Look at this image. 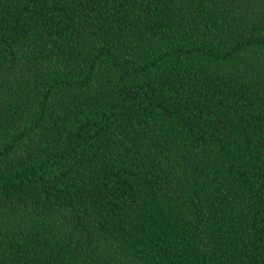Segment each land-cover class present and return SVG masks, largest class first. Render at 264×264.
<instances>
[{
    "label": "trees",
    "instance_id": "16d2710c",
    "mask_svg": "<svg viewBox=\"0 0 264 264\" xmlns=\"http://www.w3.org/2000/svg\"><path fill=\"white\" fill-rule=\"evenodd\" d=\"M0 264H264V0H0Z\"/></svg>",
    "mask_w": 264,
    "mask_h": 264
}]
</instances>
